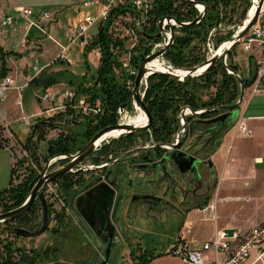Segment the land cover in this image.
<instances>
[{"label": "rangeland", "instance_id": "rangeland-1", "mask_svg": "<svg viewBox=\"0 0 264 264\" xmlns=\"http://www.w3.org/2000/svg\"><path fill=\"white\" fill-rule=\"evenodd\" d=\"M93 0H76V8L77 12L75 13L73 18L69 20L70 22H67L64 20V25L67 23L72 26L73 31L75 30V26L79 24V20L86 16L87 14L91 15L92 17H95L99 14V12L106 6L107 0H98L97 3L92 6L89 9L84 8L83 3L89 2ZM117 2L121 0H116ZM255 1L259 2L260 0H233V3L230 4L221 15V21L216 26L218 27L221 25L222 27L217 30L215 33V39H214V45L216 47V51L221 46L222 43L228 41L230 36L235 35L243 26L245 21L249 18V13L252 10L253 6L255 5ZM80 7V8H79ZM43 9H50L48 7H45ZM234 10V13L231 12V10ZM37 12L33 18L36 17ZM247 15V16H246ZM223 16H225V19L223 20ZM152 18V14H151ZM158 19V18H157ZM52 20H54L52 18ZM63 20V19H61ZM2 22V15L0 13V38H2L3 31H7L10 35V39L12 38V31L13 29H19L20 23L17 22L13 27L3 28L1 25ZM51 21L48 25V27L51 26ZM68 24V25H69ZM76 26V27H77ZM48 27H44V30H48ZM37 33L38 31L34 29ZM100 30V23L95 24L93 26L88 36L93 39L96 37ZM39 34V33H38ZM52 34V35H51ZM181 33L179 31V36ZM7 35L5 37H7ZM41 35V38L39 40L41 41L42 45L44 46V50L42 52L47 53L49 56H51V65H49L47 68H44V71L39 74L35 79L37 80V83H31L32 79L34 78L35 73L32 71L30 75L28 76V79H30L31 82H29V86L20 94L22 97V106L15 105L12 103L9 106V109L5 107L4 114L5 118L8 123L9 131L12 133V136L17 139L20 144H13V154H14V169H15V175H14V184H19L27 175L30 173V169H34L37 173V177H40L43 169L49 164V162L59 156H54L47 159L48 156V148L50 145V142L55 141L60 137V135H68V136H75L77 133H80V126L79 123L82 122L81 118H77L76 114L70 115L67 114V100L63 98V94L65 90H75L77 91V87L80 83L83 81V77L86 76V86L92 85L94 82V79L96 77L98 68L100 66V57L98 55V49H92V50H86L81 48L78 44H75L71 46L69 51L67 52V57L73 62V65L68 64L64 62L63 60L56 61V54L54 52L60 53V48L58 45L53 42L50 39V36L54 38L56 41L61 43L62 45H67L66 38L64 37L59 38L61 41L53 37V33L49 32V35ZM231 36V37H232ZM144 42L140 43V46H142ZM129 48L130 45L128 44ZM139 44L136 47H140ZM42 52L37 53V57L40 58L41 62L43 60ZM207 48L205 51L204 44L201 45V54L207 59ZM223 53V52H222ZM40 54V55H39ZM229 54L230 57H228L227 60V66L230 64V62H233L235 65L238 66L239 72H235L231 68H227V72L230 75L235 76L237 79H239L237 76L238 73L243 80V78H248L251 71V65H249V57L250 55L243 52L241 48V44H239L236 48H234ZM53 55V56H52ZM41 56V57H39ZM11 57L14 58V61H16V57L12 55ZM165 60V59H164ZM166 61V60H165ZM207 61V60H206ZM205 61V62H206ZM219 61V60H218ZM29 62L31 64H34V59H29ZM167 62V61H166ZM10 60H7V65H10ZM204 63V62H203ZM18 64V63H17ZM46 64V61H43L42 66ZM168 64V62H167ZM1 65V62H0ZM169 65V64H168ZM198 66V65H197ZM9 70L10 67L8 66ZM174 68V67H173ZM177 69V68H176ZM13 70H10L9 73H12ZM1 71V69H0ZM235 72V73H233ZM117 75L122 76L124 72L122 70H116ZM44 75V78L51 77L55 81L57 80L56 84H54L52 87L44 91L42 88V83L44 78L42 77ZM12 76L15 77L12 73ZM199 77V76H198ZM34 79V80H35ZM51 80V79H50ZM72 81V82H71ZM27 84V83H26ZM38 84V85H37ZM25 85V84H23ZM21 86V85H20ZM146 85L144 84L142 87V91L144 90V87ZM31 87V88H30ZM245 87V86H244ZM246 89V88H245ZM216 91V88H210V89H200L199 95L201 96V99L203 102L208 101L209 97ZM250 89H246L245 92V99H247L250 96ZM50 93L51 97L48 99V101H44L42 98L45 94ZM241 96V94H240ZM240 96L237 100H240ZM86 97V96H85ZM242 103V104H243ZM99 105V103L97 104ZM100 106V105H99ZM69 107V106H68ZM184 109H189L190 112H193L190 108L185 107L183 108L178 116L180 128L179 131L184 129V124L181 123V120L186 121L189 117H193V114L189 113L188 116L185 118L180 117L181 112ZM198 112L202 113L203 110H199ZM60 113L64 114V117L58 118V115ZM195 113V112H194ZM225 113V112H223ZM222 113V114H223ZM126 114H130L131 116L136 114V109L133 105L132 110H121L119 111V123L122 124L123 118ZM23 117L29 118V122L31 123L32 127L26 126L22 119ZM76 117V122H73V118ZM180 117V118H179ZM48 120V119H56L54 121L55 128L48 129L47 134L44 137L45 140L39 142L37 136L34 137V140L32 141V145L30 146V149L24 148L23 144L27 142L29 137L32 134L33 127L37 124L38 119ZM242 119V118H241ZM247 120V119H246ZM248 121V120H247ZM185 122V121H184ZM237 122V120H236ZM235 122V124H236ZM189 127L187 129H184L182 140L185 139L186 143L189 145H196V151L198 155L201 157L206 158L205 152L202 151V148L205 147V142L210 138L208 135L209 133L207 131H195L190 132V125L191 123H188ZM235 124L232 126L230 130H228L224 136L231 131L232 137L234 138H242L240 134L235 133ZM249 125V124H248ZM259 127H264V124L259 125ZM178 131V132H179ZM148 132V133H147ZM141 134H135L138 135L134 138L132 145L127 148H132L128 152H125L127 150L126 143L119 142V139L122 137H117L115 140L114 138H109L106 141H104L99 147L109 144L111 149L115 150V152H119L118 155H115V152H111L108 157H101L103 160L101 164L106 161H109V163L114 170L115 173L119 176V182L122 184V190L125 196H131L133 193L140 191V189L143 187V179L139 176L140 172L137 171V163L140 161V155H138L137 151H145V150H155L156 144L154 143L153 139L150 137V132L147 131ZM177 132V134H178ZM76 133V134H75ZM175 140L172 144L176 141ZM262 134V135H260ZM263 131H259L257 138H262L264 135ZM6 134L3 133L2 136H0V144L5 141ZM223 138L221 142L223 141ZM246 138V137H243ZM9 141V140H8ZM115 142V143H113ZM172 144L163 145L162 147L166 148L170 147ZM10 145V144H9ZM20 145V146H19ZM101 149V148H100ZM99 149V150H100ZM142 149V150H141ZM170 150L169 148H167ZM96 150V151H99ZM95 151V152H96ZM94 152V153H95ZM217 152V151H216ZM32 153H36V158L38 157V160L35 159L34 156H32ZM78 153V152H77ZM93 153V154H94ZM99 153V152H97ZM141 153V152H140ZM215 154V153H214ZM213 154V155H214ZM209 156L210 158L208 160L212 161L214 163L212 156ZM64 156V155H63ZM96 156H100V154H96ZM219 161H222L221 158ZM68 162H70V159L65 161H59L57 163L51 164L49 168V172L56 170L59 166L65 165ZM118 162V163H117ZM116 163V164H115ZM113 164H115L113 166ZM83 166H86V168L90 167L89 169V176L93 175V173L96 172V168H92V166H98L93 163L92 155L84 161L82 164ZM81 166V165H80ZM82 172V171H81ZM213 172H214V192L211 195L212 200H218V203H232L235 202L238 204V206H243L239 209V207L235 206L234 204H230L232 211H236L238 217L241 218V222H255L259 218L260 222L256 224L255 227H264V197H252V201L248 204L243 200L239 199L237 197H226L222 194V177L221 174L216 170L215 165L213 166ZM78 173V172H76ZM83 173H87L84 172ZM88 175V174H87ZM61 179V178H60ZM59 179V180H60ZM59 180L53 182L51 187H48L44 190L45 196H47V202L51 206L52 209V217H51V225L49 230L43 234L40 237L37 238H24V237H18L16 236L11 228H23L30 232L37 231L42 227L43 224V210L41 207V203L37 200L35 203L36 211L30 214L27 219H25L23 222H12L11 224L7 223H0V260L2 259V255H4V247L7 243H12L14 249H24L26 253L32 254V253H38V254H44L42 262L37 264H52V263H68V264H87V259L90 258L91 255V248H93V243H91V240L88 239L85 232L78 226L76 223V220L74 219L73 224L71 223L69 226L61 225V223H57L56 220H60L64 215L62 212L66 209L64 204L68 206V199L65 196V194L61 191ZM258 188L260 190H264V184L259 185ZM2 190V189H1ZM3 191V190H2ZM1 192V191H0ZM231 192H234L233 194H243V188L237 186H234ZM243 198V197H240ZM255 198V199H253ZM209 199V201H210ZM67 200V201H66ZM211 200V201H212ZM240 200V201H238ZM205 203L209 204L211 203ZM258 202V203H254ZM128 203V201L125 202V206ZM260 203V204H259ZM247 204V205H245ZM201 206V205H200ZM200 206H196L194 210L198 211ZM194 210L189 214L188 218L185 220L182 229H187L188 226L191 225V223H195L194 228V236L200 240H206L209 235L212 232V229L214 227V224L207 221L200 220L203 216H198ZM194 212V213H193ZM227 212V211H226ZM0 213H4L2 209H0ZM231 214V213H230ZM200 217V219H199ZM64 220V219H63ZM63 222H67L64 220ZM222 221L220 222V224ZM180 220L175 219L173 216L169 221H166V219L162 218H143L133 224L126 223L124 225L125 231L128 234L137 235L136 242H139L142 244L143 247H148L154 249V254H163L166 252V250L169 249V245L173 242L175 237L178 235V231L180 229ZM128 226V227H127ZM180 229V231L182 230ZM252 229V228H251ZM69 231L68 234H66ZM71 231V232H70ZM90 239H92L90 237ZM93 240V239H92ZM135 243V242H134ZM130 244L131 246L120 244L117 246L110 257V261L108 264H139L138 260L135 258V251L136 253L139 252V249L137 250V246H132L135 244ZM84 245V246H83ZM141 247V246H140ZM142 247V248H143ZM133 248V249H132ZM131 249L133 253L131 252ZM18 256L14 254L15 262L19 260L20 253L16 252ZM22 253H24L22 251ZM169 255V254H168ZM171 257L175 259H179L173 255H170ZM171 264H179L176 261H173Z\"/></svg>", "mask_w": 264, "mask_h": 264}, {"label": "trees", "instance_id": "trees-1", "mask_svg": "<svg viewBox=\"0 0 264 264\" xmlns=\"http://www.w3.org/2000/svg\"><path fill=\"white\" fill-rule=\"evenodd\" d=\"M196 1L203 3L207 7V14L204 20L199 24L190 25L183 29L180 28V36L176 37L172 48L165 55V59L171 66L181 70L191 69L206 61L205 57L201 54V45L206 41L208 30L219 24L223 11L233 3V0ZM231 12L234 13V10L232 9ZM151 14L153 19L173 17L180 23L193 22L199 16L198 10L187 0H161ZM224 19L225 16H223V20ZM154 30L155 20L154 26L150 31L153 32ZM231 36L229 38H231ZM110 41L111 40H109L104 31H102L86 48V50L101 49L102 57L100 59V66L96 77L93 78L94 82L92 85L86 86L85 76L82 78L83 81L78 85L76 91L78 95H83L88 98L91 107L94 108L99 103L102 112L97 115L92 113L85 115L82 111L67 106V114H76L77 118L82 119V122L79 123L80 133H75L76 135L74 137L60 135L58 139L50 142L46 160L57 155L76 154L99 131L119 123V110L122 107L127 111L133 109L131 94L134 85L129 84V82L132 81L133 83L134 78L129 77L125 73L122 74V76L117 75L116 70L119 69V63L109 51ZM147 54H149V51H147ZM12 55L15 54L13 52H6L0 47V69L3 75H7L10 72L7 60ZM230 55L231 54H229L228 57H230ZM141 60L143 62L144 57ZM228 66L235 72H239L238 66L233 62H230ZM254 76V70L251 68L249 77L246 79L243 78L246 89L253 84ZM42 77L44 78V75H42ZM56 82L57 80L55 81L51 77H45L42 88L44 91H47L56 84ZM31 83L36 84L37 80L35 79ZM213 87L216 88V91L209 97L208 101L203 102L199 95L200 89H210ZM240 94L241 86L239 79L227 72V68L222 60L217 61L210 70L203 75L189 78L185 82L173 79L165 74L158 73L151 75L148 78L145 102L154 119L149 134L156 144L157 148L155 149L164 151L161 146L174 142L175 135L180 128L178 119L179 113L183 108L188 107L193 112H198L199 110L205 111L200 115L189 117L187 121L192 124L191 132L207 131L209 133L208 135L210 138L205 142V147L202 148V151L205 152L207 157L213 155L219 148L223 135L232 128L236 120H232L228 125H222L220 129L214 125L217 123H212L213 125H210L206 123V121L216 118L223 112L226 113L227 111L224 110V108L236 105ZM63 117V113L58 115V118L62 119ZM76 117L73 118V122H76ZM54 121H56V119L42 121V119L39 118L37 124L33 127L31 136L27 142L23 144L24 148L30 149L32 141L36 136L39 142L44 141L47 130L55 128ZM4 130L5 129L0 125V136H2ZM136 136L138 135L122 136L119 142H129L126 143L127 148L132 145L133 142L131 141H133ZM183 141H185V139H183ZM8 145L9 141L5 139V141L0 144V149L8 147ZM13 150L14 149H12V151ZM117 151L115 152V150L111 149L109 144H105L99 151L92 154L93 163L95 165H100L103 160L101 157H108L111 152H115V155H118L119 152ZM96 154H100V156H96ZM32 156L38 160V157L36 158V153H32ZM80 173L81 172L65 175L58 181L61 191L68 200H70L74 192V187L76 185L81 186V182L84 181ZM14 175L15 169L13 167L9 187L0 192V209H2L4 213L23 205L38 179L36 171L30 169L29 175L19 184L15 185ZM208 202L209 200L206 203ZM48 207L52 214V209L49 204ZM36 209L34 205L28 214L12 222H23L30 214L35 212ZM12 222L6 223L11 224ZM13 229L14 228H11L12 232ZM22 251L24 253H22ZM16 252L20 253V258L15 262L14 254L18 256ZM4 253L5 254L2 255V259L0 260V264H37L42 262L44 258L43 255L45 254L32 253L28 255L24 249H14L12 243H7L5 245ZM155 257L156 254L150 250L137 260L139 264H150Z\"/></svg>", "mask_w": 264, "mask_h": 264}, {"label": "built area", "instance_id": "built-area-1", "mask_svg": "<svg viewBox=\"0 0 264 264\" xmlns=\"http://www.w3.org/2000/svg\"><path fill=\"white\" fill-rule=\"evenodd\" d=\"M97 1L98 0L84 2L83 7L89 9L94 6ZM160 1L161 0H121L117 2L116 0H107L106 6L97 16L92 17L88 15L83 17L75 32L67 35V45H62L50 36V39L60 48V53L56 56L55 60L58 61L60 59L73 65V62L67 57V52L71 46L75 44L86 49L96 38L94 37L91 39V37L88 36L90 29L95 26V24L100 23L98 35L100 32L104 31L109 40H111L109 51L117 59L119 70H122L129 77H133L135 82L139 66L142 63L141 59L144 57L145 60L150 55L166 47L171 41L172 29L175 33V38L180 30L178 24L180 22L173 17H171L172 19L170 21H168L166 17L158 19L151 18V12ZM196 9L199 15L203 12L202 7ZM34 16L35 11L33 9L18 7L15 14H8L3 18L2 27H13L19 20H24L29 23L30 27H35L41 31L43 35H49V33L44 30V24L47 20L51 21L52 16L48 12H44L40 16L36 15V17L33 18ZM154 20L155 30L151 32L150 29L154 26ZM221 27L222 26L219 25L218 27L215 26L208 30L207 38L204 43L205 51L206 48L208 50L206 57L207 61L212 59L217 52L214 39L215 33ZM161 28L163 29L161 36L157 39H151V36L160 33ZM3 33L5 36L7 35V31L5 30ZM141 42H144L142 46H140ZM29 43L30 39L28 34H26L21 39L20 44L22 47H26ZM138 44L140 47L136 49ZM241 48L243 52L250 55L249 65H251L255 74L254 82L248 88L251 90L250 96L264 94V5L260 11L257 23L242 39ZM147 51H149V54H147ZM98 55L101 59V49H98ZM164 59L165 56L159 57L156 60L167 64L168 61L165 59L166 62ZM227 60L228 57L224 61L226 66ZM49 65L51 64L42 66L40 58H36L35 64L32 66V71L35 73L34 78L41 74L44 68H47ZM169 66L173 67L170 64L168 67ZM134 82L132 83L131 81L129 84L134 85ZM27 86L28 83L21 86L16 85L14 78L10 74L3 75L2 71H0V105L7 101L11 91L15 90L21 94ZM145 88L146 86L144 90ZM50 97L51 95L48 93L45 94L42 99L48 101ZM63 98L67 100L66 106L80 110L85 115L91 113L97 115L102 112L99 105H96L94 108L91 107L88 98L83 95H78L75 90H65ZM189 113L192 112H190L189 109H185L180 114L181 119L188 116ZM22 122L26 126L32 127L29 118L23 117ZM181 123L184 124V120H181ZM235 129V133L238 132L237 134H240L242 137L251 138L253 136V132L245 118L238 119L235 124ZM180 131H182L183 136L185 130L182 129ZM179 132L176 136L175 143L172 145L178 143L180 136ZM100 148H102V146L98 147L97 150ZM166 148L171 149V147L167 146ZM65 160H68L66 156L59 155L51 160V164ZM108 164L109 161H106L98 166H92V168H103ZM62 166L63 165L58 168ZM79 170L87 171V168L81 165L77 167L72 174H76ZM52 184L54 185V183L47 184L46 188L51 187ZM47 198L46 196V199ZM217 204L218 200H213L211 203L198 209V213L202 215L204 219L212 221L216 226L218 225L219 219ZM194 227V223H191L187 229L179 231L173 243L169 245V249L166 250L167 254L181 259L185 264H264V227H255L249 230H229L216 227L212 237L207 240L197 239L194 236Z\"/></svg>", "mask_w": 264, "mask_h": 264}, {"label": "crops", "instance_id": "crops-1", "mask_svg": "<svg viewBox=\"0 0 264 264\" xmlns=\"http://www.w3.org/2000/svg\"><path fill=\"white\" fill-rule=\"evenodd\" d=\"M75 1L76 0H0V13L3 20V18L8 14H15L18 7L31 8L35 11V14L38 9L39 11L37 16L42 15L44 12H48L54 19H51L53 24L51 23V26L48 27L51 21L47 20L44 24V27H48L49 31L47 29L46 31L48 33H53V37L61 41L59 38L64 37L65 39L68 34L75 32L77 28L76 25L75 30L73 31L74 28L72 29V26H70L69 23L66 25L63 23L64 20L70 22L69 20L71 17L73 18L74 14L78 13ZM45 7L51 8L52 10L43 9ZM88 15L89 14L86 16ZM82 19L83 18L79 20V24ZM19 22H22V24L20 23L21 26L19 29H13L11 40H9L11 34L8 33L7 37H5L4 33H2V38H0V47H2L6 52H13L15 54L14 57H16V61H14L13 57H10L9 60L11 63L10 65L8 64V66L10 67V70L15 68V70L12 71L13 74L15 72V77L12 76V73L9 74L14 78L16 85L28 83L29 86V82L35 79L34 78L31 81L28 79V76L32 72V66L35 64V62L34 64H31L29 59L36 60V58H38L37 53H40L44 50V46L42 45V47H40L41 45H39L41 44L39 38H41L40 34H42V32L35 27H30L29 23L24 20H19ZM34 29H36L39 34ZM26 34H28L30 43L26 47H22L20 41ZM55 54L57 56L59 53L54 52L53 55ZM42 57L43 60L41 65L43 61H46V64L43 66L50 64L53 60V58L51 59V56L45 52H42ZM21 99L22 97L19 92L13 90L10 92L7 101L0 105V125L5 129L4 133L6 134V138L9 140L10 144L8 147L0 149V191L7 189L10 185L11 171L14 167L15 159L12 151L13 144H20V142H18L9 131L4 109L5 107L9 109V106L12 103L22 106ZM241 118L248 120L249 127L253 132V136L251 138H234L232 137L231 131L228 132L224 136L223 141L217 149V152H215V154L212 156V159L214 161L213 165H215L216 170L219 172V174H221L222 177V194L226 197H237L239 199L246 200L244 202L248 204H253L250 203L252 201L251 196L255 198L264 197V190H260L258 188L259 185L264 184V136L262 138H257L259 131L264 132V127H259V125L264 124V94L249 96L247 99H245V102L238 110L236 120L238 121V119ZM220 158L222 161H219ZM237 185L243 188V194H233L234 192H231L233 187ZM211 200L212 199H210V201ZM230 204H234L235 206L239 207V209L244 207V205L238 206V204L235 202L218 203L217 212L219 219L217 226L212 221L202 218V215H200L198 211L194 210V212H196L197 215L201 217V219L199 217L200 220L214 224L212 232L207 239L212 237L216 227L229 230H249L260 222L261 218L255 222H241V218L238 217L236 211L231 212L232 209ZM204 205L197 206L203 207ZM221 221L222 223L220 224ZM173 261H176L179 264H185L181 259L173 258L168 255L167 252L163 254H157L150 264H171Z\"/></svg>", "mask_w": 264, "mask_h": 264}, {"label": "water", "instance_id": "water-1", "mask_svg": "<svg viewBox=\"0 0 264 264\" xmlns=\"http://www.w3.org/2000/svg\"><path fill=\"white\" fill-rule=\"evenodd\" d=\"M188 2L196 8L202 7L203 12L200 13V15L193 22L178 23L181 29L185 27H189L190 25H196V24L201 23L207 14V7L203 3H199L196 0H188ZM263 5H264V0H260L259 3H256V5L253 6V8H255L253 15L250 17V13L252 11L251 10L249 13V18L245 21L240 31H238L235 35H233L228 41L222 43L212 59L198 66H195L191 69L181 70V69H176V68L169 66L170 68H168V72H160V71L150 72V70L147 67L148 64H150L151 62H153L159 57H164L166 53L172 48L175 42V39H176L175 33L172 29V36H171L170 43L166 47L160 49L157 53L150 55L148 58H146L139 66L138 75L135 78L134 89L131 94L132 102H133L134 107L138 108L145 115L147 119V123L144 126H132L130 124L122 123V124H117V125L106 127L102 129L101 131H99L78 153L73 154V155H64L67 157V159H70V162H68L67 164L63 165L62 167L54 171L49 172V168L52 163V161H50L49 164L43 169L40 177H38L29 197L24 202V204L12 211H9L6 213H0V223L12 222L14 220H17L25 216L26 214L30 212V210L33 208L36 201L38 200L41 203L42 208H43L42 227L34 232H30L23 228H14L13 233L18 237H24V238H37L45 234L50 228L51 217H52L51 212L48 207L46 196L44 194V190L47 184L53 183L65 175L72 174L73 171L77 169V167L82 165L84 161L88 159L97 150L99 140L105 135H107L108 133H111L114 131H124V133H122L121 136H126V135L141 134V133L150 131L153 125L154 119L145 102V94L148 88L147 86L148 78L153 74L159 73V74L168 75L171 78L179 80L181 82H185L189 78H195V77L201 76L204 73L208 72L210 68L218 60H222L224 64V61L228 57L229 53L234 48H236L239 44H241L242 39L250 32L252 27L257 23V20H258V17L260 15V11ZM166 19L170 21L172 18L166 17ZM162 31L163 29L161 28L160 33L154 36H151L150 38L151 39L159 38L162 34ZM228 42L231 43L230 47L227 49H223L222 55H218L217 54L218 51L223 47V45H225ZM180 72L184 73V75L180 74ZM235 74L238 75L237 77L239 78L240 86H241L240 100L238 101V103H236V105L225 107L224 110H226L227 113L220 115L210 121H207L206 123L208 124L218 123V122L225 123L229 119L231 120L237 119L238 110L244 101L246 89L244 87V82L241 79L240 75L238 73H235ZM143 82L146 83V88L144 91H142ZM122 109L124 110V107H122ZM192 114L200 115L201 113L192 112ZM184 121H185L184 129H187L189 125L187 124L186 118ZM179 135L180 136H179L178 142L182 140V131L179 132ZM115 139L116 138H114V140ZM177 146L178 144H175V145H171L170 147L172 149H175ZM168 158L171 159L173 162H175L176 165H178L182 173L188 170L189 167L188 165H186V163L189 164V161H191L193 166H195V164L197 165L200 162L198 159H194L192 157L188 158L186 153L177 152L173 150H170L166 153L165 159H168ZM209 165L212 168L214 166L212 161H210ZM196 168L197 167H195L194 170H197ZM89 169L91 168L88 167L87 171H89ZM81 171L83 170H79L77 172L79 173ZM102 180L103 178H99L91 182L89 185H87L82 190V192H85L86 190H88L86 193H84V195L79 196L76 199V201H74V198L72 199V202L75 205L76 216L78 217V219L84 226L88 235L94 240V242L97 244L99 248L102 247V242L100 241L99 238H102V234L105 233V231L111 230L112 236L114 235V232H116V229L114 228V226H112V223H108L107 217L110 215L112 211L113 212L112 218L114 221L116 220L117 212L119 210V204L122 198L121 192H120V188H121L120 185L116 183L108 184L107 182L99 183ZM133 201H134V198H133ZM113 203H114V207L112 210ZM118 227L120 228L122 235L125 236L126 232L124 230V226L122 224H119ZM115 246H116L115 242L108 243V248L104 255L105 260L102 261L101 264L109 263L112 249ZM98 258L99 256L95 257V260L92 264H96L98 261ZM61 264H68V263H61Z\"/></svg>", "mask_w": 264, "mask_h": 264}, {"label": "flooded vegetation", "instance_id": "flooded-vegetation-1", "mask_svg": "<svg viewBox=\"0 0 264 264\" xmlns=\"http://www.w3.org/2000/svg\"><path fill=\"white\" fill-rule=\"evenodd\" d=\"M223 114L221 113L218 116ZM231 121L232 120L229 119L225 123L218 122L214 125L220 129L222 125H228ZM191 129L192 124L190 125V132ZM177 144L178 146L175 149L171 148L170 150L186 153L188 158L192 157L194 159H198L200 162L193 166L191 161H189V164L186 163V165L189 167L188 170L182 173L175 162L169 158L165 159L166 153L170 151L167 148L161 146L164 151L156 150L155 148L157 147L154 148L155 150L152 149L151 151H137L136 153L140 155V161L136 165L138 169L137 171L140 172L139 176L143 179V187L140 189V191L133 193L131 196L124 195L122 184L119 182V176L111 167L112 163H109L103 168H96V172L93 173L92 176H89V171H84L87 172L86 174L83 172L80 173V176L84 179V181L81 182V186L76 185L74 187V192L72 193L70 200L67 202L68 206L64 205L66 209L62 212V214L64 213L66 215L60 218V220L58 219L56 221L57 223L60 222L61 225L66 227L71 223L73 224L75 219L78 226L82 228L88 239L91 240V243H93V248H91L92 252L90 258L87 259V264H92L95 260V257L97 256H99V258L96 264H101V262L105 260L104 255L108 248L109 242L116 243V246L112 249V252L120 244L131 246L130 244L135 242V245L132 246H137V250L139 249L138 253L135 251L136 259L141 258L150 250L154 252V249L143 247L141 243L136 242V234L131 235L126 233L125 236H123L118 225L122 224L124 226L126 223L133 224L146 217H153L156 219L162 218L166 219V221H169L174 216L175 219L180 220V229H182L185 220L196 208V206L204 205L211 198V195L214 192V172L213 168L209 165L210 160L208 159L210 157H207L206 155V158L201 157L196 151V145H189L186 143V141L181 140ZM131 149L128 148L125 152H128ZM115 164H113V166ZM195 167H197V170H194ZM99 178H103V180L99 183L107 182L108 184L116 183L120 185V192L122 196L116 220L114 221L112 218V211L107 217L108 223H112V226H114L116 232H114V235L112 236L111 230L105 231V233L102 234V238H99L102 242V247L100 248L97 246L94 240L90 239V236L75 214V205L72 202L73 198L74 201H76L79 196L84 195V193H86L88 190L85 192H82V190L91 182ZM126 201H128V203L124 208ZM113 207L114 203L112 210ZM63 219L67 222H63ZM68 233L69 231L66 234ZM132 249L131 252L133 253ZM52 264L60 263L56 262Z\"/></svg>", "mask_w": 264, "mask_h": 264}, {"label": "bare ground", "instance_id": "bare-ground-1", "mask_svg": "<svg viewBox=\"0 0 264 264\" xmlns=\"http://www.w3.org/2000/svg\"><path fill=\"white\" fill-rule=\"evenodd\" d=\"M256 1H255V5H256ZM255 8L252 9L251 13H250V17L253 15ZM231 45L230 42L226 43L225 45H223V47L218 51V55H222L223 49H227L229 48ZM148 69L151 71H160V72H168V65L166 63H163L162 61H153L150 64H148ZM180 74L184 75V73L180 72ZM145 84V82L143 83V85ZM136 109V114L134 115H130V114H126L123 118V122L126 124H130L132 126H144L147 123V119L145 117V115L138 109ZM122 133H124V131H114L111 133H108L107 135H105L104 137H102L99 142H98V147L103 143V141H105L106 139L109 138H117L120 137L122 135Z\"/></svg>", "mask_w": 264, "mask_h": 264}]
</instances>
